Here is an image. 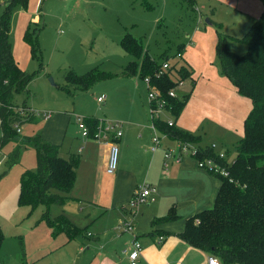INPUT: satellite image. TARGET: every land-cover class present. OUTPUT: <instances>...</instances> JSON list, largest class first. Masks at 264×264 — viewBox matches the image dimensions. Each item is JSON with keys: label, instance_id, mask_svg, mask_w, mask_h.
<instances>
[{"label": "crops", "instance_id": "obj_1", "mask_svg": "<svg viewBox=\"0 0 264 264\" xmlns=\"http://www.w3.org/2000/svg\"><path fill=\"white\" fill-rule=\"evenodd\" d=\"M192 12L195 26L191 23L181 36L182 41L177 39V47L185 45L179 57L193 68V75L188 79L190 83L177 87L176 95L190 96L179 117L167 109L162 112V120L173 121L174 128L200 137L202 147L215 144V153L225 152L226 160L232 163L236 157L232 159L231 150L244 136V121L252 103L220 73L216 57L218 35L211 21L222 25L233 49L234 42L239 44L233 37L241 39L252 31L264 12V2L195 0ZM12 50L19 63L13 47ZM88 117L98 119L96 134L83 136L76 118V132L81 139L74 141L71 137L68 145V126L63 115H50L43 120L40 132L45 141L59 145L62 158L80 155L71 199L60 205L59 214L64 213L77 226L86 228L87 236L70 240L62 233L53 237L45 222L37 223L39 217L25 235L23 264H131L127 251L136 239L142 245L137 264H208L210 254L185 242L180 233L189 218L213 206L222 183L219 177L199 167L197 158L190 155L165 161V152L177 150L179 142L164 132L159 148L146 154L143 145H152L153 137L148 108L143 111L136 107L130 120H105L94 115L84 118ZM114 123L120 127L111 129ZM116 130L122 132L120 137H116ZM112 143L118 146L119 164L115 173L108 174ZM141 185H151L155 191L145 204L133 208L132 197ZM72 204L81 210L75 207L74 213ZM170 209L176 212L175 220L153 224L155 218L166 216ZM126 222L134 226L133 232L125 230ZM159 237L164 238L160 241ZM1 259L7 264L2 254Z\"/></svg>", "mask_w": 264, "mask_h": 264}, {"label": "trees", "instance_id": "obj_2", "mask_svg": "<svg viewBox=\"0 0 264 264\" xmlns=\"http://www.w3.org/2000/svg\"><path fill=\"white\" fill-rule=\"evenodd\" d=\"M182 1L194 9L195 0ZM28 3L29 0H9L1 4L4 10L0 16V149L14 143L15 149L8 159L12 166L19 162L23 147H34L37 167L35 171L25 170L21 174L18 202L28 206L30 213L38 206H44L45 210L37 223L45 222L51 228L53 237L64 233L72 240L87 236V229L77 226L64 213L52 217L50 206L64 205L71 199L70 193L80 165V155L70 154L67 159L62 158L59 145L51 144L39 135L22 136L14 127L16 122L20 126L26 122H37L34 116L23 121L16 112L19 105L15 103V96L29 92L28 86L33 80V73L21 68L14 57L10 41L13 11L17 7L27 8ZM211 24L218 35L216 57L220 73L230 79L240 95L251 100L252 108L244 121V136L238 143L235 160L232 163L223 161L229 175H216L222 183L213 206L189 218L180 237L191 246L218 257L223 264H264V44L259 46L256 43H259L257 36L253 35L257 24L264 27V12L249 34L241 39L233 37V40L247 44V53L244 55L230 49L229 36L222 32L220 23L211 21ZM36 34L29 24L24 40L30 45L33 57L40 54ZM120 46L134 57L124 68L123 75L143 79L149 77L151 86L166 98L167 109L172 115L179 117L190 94L168 97V92L176 88L180 81L193 75V69L177 56L184 52L185 45H179L175 54L180 66L177 67V63L171 64L168 71L163 70L161 65L163 61L170 60L169 55L164 52L160 57L161 61L153 58L145 49L142 40L133 34L127 32L121 39ZM113 75L95 68L85 75L69 71L65 79L68 84L88 90ZM66 88L70 90L68 86ZM28 105L24 100L20 107L26 108ZM84 121L89 127V135H95L99 127L98 119L88 117ZM157 124L171 139L199 143L198 136L169 126L167 122L159 121ZM216 155L213 149H208L200 157L215 158ZM176 218V212L170 209L166 216L155 218L152 222L154 224ZM4 240L5 235L0 224V264H5L1 259ZM19 243L24 256L21 237Z\"/></svg>", "mask_w": 264, "mask_h": 264}, {"label": "rangeland", "instance_id": "obj_3", "mask_svg": "<svg viewBox=\"0 0 264 264\" xmlns=\"http://www.w3.org/2000/svg\"><path fill=\"white\" fill-rule=\"evenodd\" d=\"M6 1L9 0H0V16L4 10L1 4ZM192 11L194 9L182 0H29L27 8L17 7L13 11L11 20L10 41L14 52L21 68L33 73L29 92L17 94L16 105L20 106L26 100L39 112L63 115L68 126L65 137L67 145L71 137L74 141L81 139L76 132L79 130L75 123L76 116L84 118L94 115L118 121L132 119L136 107L143 111H147V108L150 110L144 79L123 75L122 71L134 57L122 49L120 41L127 32L131 33L142 40L153 58L161 61L160 57L165 52L169 55L170 63L176 64L177 39L182 41L181 36L191 23L195 26ZM29 24L38 35L40 54L37 57L32 56L30 45L24 40ZM253 33L259 41L256 43L263 46L264 27L257 24ZM232 48L233 52L244 55L248 46L243 42H234ZM184 63L187 65L186 61ZM95 68L114 75L88 90L68 84L65 79L69 71L85 75ZM184 83L190 81H183L182 86ZM102 95L107 96L106 100L98 102V97ZM35 118L37 122H26L18 128V133L41 137L44 118L41 115ZM1 133L0 129V137ZM143 147L146 154L151 153L149 143H144ZM14 149L12 142L0 149V224L5 235L1 254L6 257L7 264H23L20 235L24 243L26 233L45 207L40 205L30 213L28 206L19 204L20 176L24 168L35 171L37 161L34 147L27 145L22 148L19 162L10 166L9 154ZM231 153L232 159L236 157L237 147ZM72 207L74 213L77 211L75 207L81 210L77 204H72ZM60 212V205L51 204V214Z\"/></svg>", "mask_w": 264, "mask_h": 264}, {"label": "built area", "instance_id": "obj_4", "mask_svg": "<svg viewBox=\"0 0 264 264\" xmlns=\"http://www.w3.org/2000/svg\"><path fill=\"white\" fill-rule=\"evenodd\" d=\"M181 54H178L179 57ZM171 67L170 60H165L162 62L161 68L165 71H168ZM144 81L148 88V100L150 102V128L153 131V137H152V145H151V151L155 152L161 143V137L164 135V133L159 129L157 122L163 121L162 120V112L167 110V100L164 96L161 95V93L151 86L150 84V78L145 77ZM183 84V81H180L177 85V87L181 86ZM176 87V88H177ZM176 88L171 89L168 92V97H177L176 95ZM107 96L102 95L98 97V102H104L106 100ZM16 112L19 113L20 119L23 121H26L30 119L31 117L36 116H43L44 120H47L50 117V113L48 112H39L30 105H28L26 108L18 107L16 108ZM169 126H173V121L167 122ZM77 124L79 128L82 130V135L87 137L89 135V129L86 126V123L84 121V118L81 116L77 117ZM14 127L17 129L20 127V123L16 122L14 124ZM120 127L119 123H114L111 125V129ZM122 132L120 130H116V137H120ZM166 136V134H165ZM216 145L211 144L208 147H202L199 143H192V142H179V147L177 150L175 149H168L165 154V161H168L169 159L176 156L177 160H180L183 155H190L193 157H196L198 160V165L201 168L207 169L214 175H221V176H228L229 172L227 170L226 165L223 164V161L226 160V153L225 152H218L216 153V157H204L201 158L200 154L208 149H215ZM215 152V151H214ZM118 156H119V149L116 144H111L110 146V156L108 160V165L106 168V171L108 174H113L117 170L118 167ZM168 164H165V167H167ZM155 191L154 187L151 185H141L138 187L131 200V207L136 208L139 207L142 204H145L151 194ZM124 228L126 231L133 232L134 226L131 225L129 222L124 223ZM164 237H159V240L162 241ZM142 249L141 242L136 239L133 242L132 249L130 251H127L128 258L130 260L131 264H137L138 257L140 255V251ZM208 264H222L218 257L210 254L207 258Z\"/></svg>", "mask_w": 264, "mask_h": 264}]
</instances>
